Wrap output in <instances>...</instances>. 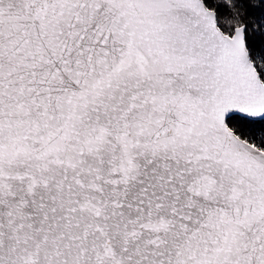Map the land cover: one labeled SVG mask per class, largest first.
Instances as JSON below:
<instances>
[{"label": "snow or ice", "instance_id": "snow-or-ice-1", "mask_svg": "<svg viewBox=\"0 0 264 264\" xmlns=\"http://www.w3.org/2000/svg\"><path fill=\"white\" fill-rule=\"evenodd\" d=\"M0 264H264V0H0Z\"/></svg>", "mask_w": 264, "mask_h": 264}]
</instances>
